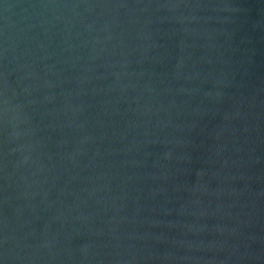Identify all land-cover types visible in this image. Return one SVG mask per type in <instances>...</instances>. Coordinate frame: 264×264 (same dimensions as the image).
<instances>
[{
    "label": "water",
    "instance_id": "water-1",
    "mask_svg": "<svg viewBox=\"0 0 264 264\" xmlns=\"http://www.w3.org/2000/svg\"><path fill=\"white\" fill-rule=\"evenodd\" d=\"M0 264H264V0H0Z\"/></svg>",
    "mask_w": 264,
    "mask_h": 264
}]
</instances>
